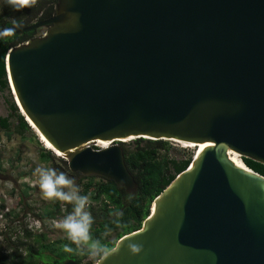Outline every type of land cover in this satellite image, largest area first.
I'll return each mask as SVG.
<instances>
[{
  "label": "water",
  "instance_id": "water-1",
  "mask_svg": "<svg viewBox=\"0 0 264 264\" xmlns=\"http://www.w3.org/2000/svg\"><path fill=\"white\" fill-rule=\"evenodd\" d=\"M44 28L8 78L71 172L134 192L118 143L210 144L105 264H264V176L230 158L264 165V0H58L14 34Z\"/></svg>",
  "mask_w": 264,
  "mask_h": 264
},
{
  "label": "trees",
  "instance_id": "trees-1",
  "mask_svg": "<svg viewBox=\"0 0 264 264\" xmlns=\"http://www.w3.org/2000/svg\"><path fill=\"white\" fill-rule=\"evenodd\" d=\"M57 3L58 0H37L36 6L19 12L6 4L0 12V29L14 27L13 21L21 25L16 29L19 31L49 20L56 14ZM43 34L42 29H37L0 39L1 92L12 93L6 64L9 51ZM12 95L6 101L9 115L0 118V129L6 132L8 139H11L13 135L11 120L18 122L22 132H31V126L21 112L19 113L20 110L15 99L12 100ZM118 144L123 148L126 165L137 183V189L130 192L124 187L117 186L113 181L90 176L83 177L87 182H85L84 191L81 193L89 195L92 202L99 207V211H96L93 206L89 208L94 218L91 229L93 238H101L102 243L109 247H115L119 239L142 228L144 221L151 214L156 198L180 173L188 169L196 153L186 148L177 147L175 142L164 140L154 141L140 138ZM40 157L44 162L51 163L54 167L56 164H60V171L68 176L82 178L81 173L71 172L67 161L56 156L50 150L42 148ZM242 161L249 169L264 176V165L247 158H242ZM63 209L67 214L72 210L71 205L53 203L44 208V217L56 220L62 214ZM117 210L123 212L120 222L124 226L121 228H116L112 224L115 217L110 213ZM106 227L112 229L109 235H116L115 241L109 242V235L107 237L103 235ZM65 247H71L73 251L67 252L64 250ZM77 254L78 249L69 240L50 242L45 234L32 236L26 231L24 238L17 239L6 253L0 251V264H64L69 260H75L77 264H82V259L77 258Z\"/></svg>",
  "mask_w": 264,
  "mask_h": 264
},
{
  "label": "rangeland",
  "instance_id": "rangeland-1",
  "mask_svg": "<svg viewBox=\"0 0 264 264\" xmlns=\"http://www.w3.org/2000/svg\"><path fill=\"white\" fill-rule=\"evenodd\" d=\"M42 30L46 32L45 28ZM10 95H12L11 92L0 91V118L9 115L6 101ZM12 100L14 101L13 95ZM11 124L13 134L11 139H8L6 132L0 129V251L6 253L17 239L24 238L26 231L32 236L45 234L50 242L66 241L68 239L65 234L54 227V222L62 219L67 213L63 209L56 220L44 217V208L56 202H49L42 198L35 183L36 177L33 175L38 166L51 167L60 171V164L54 167L41 159L40 152L45 147L31 127V132H22L17 121L11 120ZM90 146L93 149L100 148L97 143ZM176 146L196 152L195 148L184 147L178 143ZM69 177L75 179L82 193L84 184L87 182L83 177L86 176ZM91 206L99 211V207L90 198L89 208ZM108 237L109 242L116 240L115 234ZM76 257L82 259V264L94 263L87 253L82 254L79 250Z\"/></svg>",
  "mask_w": 264,
  "mask_h": 264
},
{
  "label": "clouds",
  "instance_id": "clouds-1",
  "mask_svg": "<svg viewBox=\"0 0 264 264\" xmlns=\"http://www.w3.org/2000/svg\"><path fill=\"white\" fill-rule=\"evenodd\" d=\"M5 2L17 12L32 8L37 4V0H5ZM13 24L12 28L0 29V39L14 35L16 29L21 27L16 21H13ZM33 175L36 177L35 183L44 200L71 205V212L54 222V227L61 230L82 254L87 253L94 260V264H105L111 256L119 253V244L109 247L102 243L101 238H93L91 229L94 218L87 210L90 206V197L81 194V188L74 178L69 177L63 171L42 166L36 167ZM110 214L115 217L112 224L116 228L124 226L120 222V218L123 216L122 211L117 210ZM111 231L110 227H106L103 235L107 237ZM127 249L132 256H138L144 251L142 244L133 242L128 243ZM64 250L73 251L71 247H65Z\"/></svg>",
  "mask_w": 264,
  "mask_h": 264
},
{
  "label": "bare ground",
  "instance_id": "bare-ground-1",
  "mask_svg": "<svg viewBox=\"0 0 264 264\" xmlns=\"http://www.w3.org/2000/svg\"><path fill=\"white\" fill-rule=\"evenodd\" d=\"M9 77V74H8ZM9 83H10V87H11V91L13 93V97L15 99V102L21 112V114L26 118V120L28 121L29 125L31 126V128L34 130V132L37 134V136L40 138L41 143L43 144V146L47 149L50 150L51 152H53L56 156L60 157L61 155L59 153L56 152V150L53 148V146L51 145V143L39 132V130L36 128L34 122L26 115L24 109L22 108L18 98L16 99V93H15V89L13 87L12 81L9 79ZM125 141H129V140H125ZM100 148H107L109 147L111 144L110 142H106V141H97L96 142ZM180 144V143H179ZM184 147H191V148H195L196 149V154L201 153L205 148H207L208 146H210V144H200V145H195V144H182ZM230 158L231 160H233V162H235L238 166L246 168V165L243 163V161L240 160L239 156L234 154L233 152L230 153Z\"/></svg>",
  "mask_w": 264,
  "mask_h": 264
},
{
  "label": "crops",
  "instance_id": "crops-1",
  "mask_svg": "<svg viewBox=\"0 0 264 264\" xmlns=\"http://www.w3.org/2000/svg\"><path fill=\"white\" fill-rule=\"evenodd\" d=\"M4 5H6L5 0H0V12L3 10Z\"/></svg>",
  "mask_w": 264,
  "mask_h": 264
},
{
  "label": "built area",
  "instance_id": "built-area-1",
  "mask_svg": "<svg viewBox=\"0 0 264 264\" xmlns=\"http://www.w3.org/2000/svg\"><path fill=\"white\" fill-rule=\"evenodd\" d=\"M44 35V34H43ZM43 35H41V36H43Z\"/></svg>",
  "mask_w": 264,
  "mask_h": 264
}]
</instances>
